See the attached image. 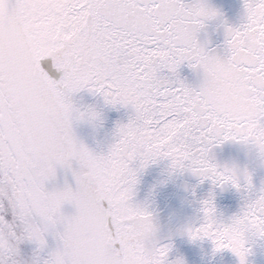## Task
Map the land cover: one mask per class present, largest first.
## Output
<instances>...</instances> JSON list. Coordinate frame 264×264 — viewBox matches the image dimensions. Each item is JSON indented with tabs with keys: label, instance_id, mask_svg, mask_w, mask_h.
<instances>
[{
	"label": "snow or ice",
	"instance_id": "obj_1",
	"mask_svg": "<svg viewBox=\"0 0 264 264\" xmlns=\"http://www.w3.org/2000/svg\"><path fill=\"white\" fill-rule=\"evenodd\" d=\"M33 7L66 14L71 39L60 55L85 70L79 78L60 82L63 124L38 108L32 81L55 85L38 67L39 76H33L24 50L14 44L13 24ZM244 10L245 24L225 27L226 58L208 55L198 40L205 21L220 16L205 0H16L8 12L0 10V264L19 254L18 245L5 243L18 227L38 250L47 247L49 234L58 239L43 264H116L125 243L132 242L126 237L133 234L141 258L131 264H168L171 245H156L155 225L145 208L129 205L136 215L123 224L131 225V232L115 226L116 216L127 213L116 209L114 195L131 200L138 173L159 159L169 160L172 170H189L214 185L240 190L234 169L214 164L210 153L224 141L248 136L244 111L221 110L231 91L218 79L225 72L250 86L247 94L258 99L253 113L257 142L264 146V41L259 40L264 0H244ZM185 63L203 69L198 88L180 79L178 69ZM84 89L101 96L106 105L130 107L133 113L126 124L117 125L116 140L103 154L79 141L72 128L74 120L101 116L73 107L72 94ZM73 161L79 165L74 170ZM58 168L72 170L75 189H46ZM109 174L119 185L115 194L97 187ZM8 178L20 189L11 200L2 187ZM252 188L246 173L245 189ZM65 204L73 205L75 214L65 215ZM202 211L203 223L187 229L190 239H210L215 251L228 249L239 264H247L248 234L264 238V189L228 223L218 221L211 198L203 201ZM97 224L105 239L86 242L88 228Z\"/></svg>",
	"mask_w": 264,
	"mask_h": 264
},
{
	"label": "water",
	"instance_id": "obj_2",
	"mask_svg": "<svg viewBox=\"0 0 264 264\" xmlns=\"http://www.w3.org/2000/svg\"><path fill=\"white\" fill-rule=\"evenodd\" d=\"M38 2V0H37ZM192 3L193 0H184ZM217 9L220 16L213 20L205 21V27L198 33V40L204 45L208 55L226 58L229 53L226 45L225 27L238 28L247 22L244 10V0H205ZM4 12L12 9L16 0H0ZM65 15L46 8L33 7L23 11L18 23L13 24L15 32L14 44L23 49L28 68L33 76L38 77L35 71L38 67L43 70L48 80L55 87L45 86L40 79L32 81L35 90V101L38 108L50 115L57 123L63 124L64 113L60 110L59 102L62 94L60 82L79 78L84 74V69L74 68L71 63L60 55L64 43L71 39V33L66 31ZM264 41V34L259 37ZM264 66V65H262ZM179 77L187 85L198 88L204 79L203 69L190 68L187 63L178 69ZM222 87L228 92L223 99L221 110L231 109L244 111L247 116L245 124L248 136L236 140H227L215 146L211 153V161L219 167H228L240 171L247 170L251 174L253 188L245 189V180L239 179L241 188L238 191L231 184L223 187L214 185L211 180L201 179L189 170H172L170 161L159 159L149 164L138 173V183L135 186V195L131 200H125L114 195V205L119 212L127 215H118L115 218L117 231L131 232V225H124L123 221L135 217V212L129 205H140L152 216L155 225L153 240L157 246L171 245L168 253V264H174L178 259L183 264H239V259L230 250L215 251V245L210 239L192 240L187 234L189 227H198L204 221L202 211L203 201L212 199L218 221L228 223L233 216L238 215L246 203L264 189V166L253 163L249 154V145L259 144L257 125L253 108L259 103L255 96H249L246 88L250 86L236 83L230 72L221 73L218 77ZM73 107L79 112L87 113L94 110L100 113V119L74 120L72 128L77 139L87 145L94 153L103 154L108 151L110 144L116 140L118 124H126L132 116L130 107H112L106 105L103 98L84 89L71 96ZM101 120V121H100ZM79 165L72 162V169ZM103 179L105 190L117 193L119 185L111 178V174ZM66 185L76 188L72 170L58 168L54 180L46 184V189H62ZM95 190V189H93ZM31 195V194H30ZM62 212L71 216L75 214V207L65 204ZM55 249L59 243L51 234L47 236ZM104 234L99 225L88 228L86 242H101ZM124 252L116 260V264H131L134 259L141 258V249L136 240L137 234L126 237ZM137 246V247H136ZM246 247L249 248L247 264H264V238L248 234Z\"/></svg>",
	"mask_w": 264,
	"mask_h": 264
},
{
	"label": "clouds",
	"instance_id": "obj_3",
	"mask_svg": "<svg viewBox=\"0 0 264 264\" xmlns=\"http://www.w3.org/2000/svg\"><path fill=\"white\" fill-rule=\"evenodd\" d=\"M249 154L252 158L253 163H257L260 166H264V146L261 144L249 145ZM236 176L238 179L245 180V174L248 173L247 170L240 171L238 169H234Z\"/></svg>",
	"mask_w": 264,
	"mask_h": 264
},
{
	"label": "rangeland",
	"instance_id": "obj_4",
	"mask_svg": "<svg viewBox=\"0 0 264 264\" xmlns=\"http://www.w3.org/2000/svg\"><path fill=\"white\" fill-rule=\"evenodd\" d=\"M2 187H3V191L8 192L9 194L12 195V197L16 196L17 193H19V191H20L19 188H16L15 185L12 184L11 178H8V183L3 185ZM13 189H15V191H13ZM25 191H27V189H25ZM28 194L30 195V193H28ZM46 239H47V247L44 250H38L37 246L34 243H32L33 246L36 247V249L39 253V258H43L44 260L47 259L48 253L50 251L54 250L53 246L51 245V243L49 242L47 237H46ZM38 264H43V263H41V261H38Z\"/></svg>",
	"mask_w": 264,
	"mask_h": 264
},
{
	"label": "flooded vegetation",
	"instance_id": "obj_5",
	"mask_svg": "<svg viewBox=\"0 0 264 264\" xmlns=\"http://www.w3.org/2000/svg\"><path fill=\"white\" fill-rule=\"evenodd\" d=\"M8 219L11 220V215H9V214H8ZM18 228H19V227H18ZM18 228H17V229H18ZM17 229H16V230H17ZM9 230H11V229H9Z\"/></svg>",
	"mask_w": 264,
	"mask_h": 264
}]
</instances>
